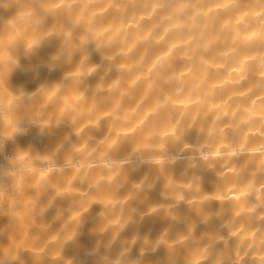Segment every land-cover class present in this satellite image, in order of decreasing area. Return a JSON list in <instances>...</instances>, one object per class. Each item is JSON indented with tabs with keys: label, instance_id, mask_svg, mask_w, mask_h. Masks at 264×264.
<instances>
[{
	"label": "bare ground",
	"instance_id": "6f19581e",
	"mask_svg": "<svg viewBox=\"0 0 264 264\" xmlns=\"http://www.w3.org/2000/svg\"><path fill=\"white\" fill-rule=\"evenodd\" d=\"M12 3L44 20L15 34L50 35L9 90L49 92L0 165H73L0 190L16 264H264V0Z\"/></svg>",
	"mask_w": 264,
	"mask_h": 264
},
{
	"label": "clouds",
	"instance_id": "9594fccd",
	"mask_svg": "<svg viewBox=\"0 0 264 264\" xmlns=\"http://www.w3.org/2000/svg\"><path fill=\"white\" fill-rule=\"evenodd\" d=\"M13 7L12 0H0V9L8 10ZM30 23L42 26L43 18L35 16L34 11L27 6L17 4L14 14L6 18L0 15V154L4 152L9 141H15L18 136L26 135L32 128H38L44 134L42 121L38 116L31 115L23 109L32 105L36 98L47 96V84L41 83L33 92L23 88L16 92L9 90L8 80L12 72L20 66L21 53L23 57L30 58L36 49L41 46L50 33L25 38L23 34H15L16 28H21ZM22 50V51H21ZM19 52V55L17 54ZM58 90L59 85H55ZM60 152L57 147L52 151L41 153L33 148H17L14 155L8 158L7 166L0 165V190L8 187L15 188L16 184L28 177H38L37 188L46 191L51 184L48 175L53 172H64L72 164L57 167L56 158ZM3 233L0 232V238ZM124 244V251L127 247ZM20 249L15 246L0 247V264H16L19 260ZM117 264H120L117 261ZM131 264H142L141 260H132Z\"/></svg>",
	"mask_w": 264,
	"mask_h": 264
},
{
	"label": "rangeland",
	"instance_id": "374dc122",
	"mask_svg": "<svg viewBox=\"0 0 264 264\" xmlns=\"http://www.w3.org/2000/svg\"><path fill=\"white\" fill-rule=\"evenodd\" d=\"M3 156V153L2 154H0V160H1V157Z\"/></svg>",
	"mask_w": 264,
	"mask_h": 264
}]
</instances>
